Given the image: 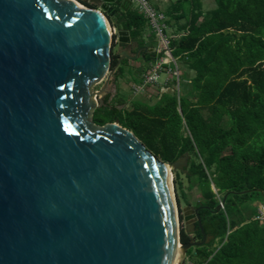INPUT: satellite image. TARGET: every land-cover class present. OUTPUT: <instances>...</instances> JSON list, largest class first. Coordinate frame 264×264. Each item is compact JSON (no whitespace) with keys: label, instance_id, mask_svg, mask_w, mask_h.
I'll return each mask as SVG.
<instances>
[{"label":"water","instance_id":"obj_1","mask_svg":"<svg viewBox=\"0 0 264 264\" xmlns=\"http://www.w3.org/2000/svg\"><path fill=\"white\" fill-rule=\"evenodd\" d=\"M93 1L104 11L0 0V264H182L213 239L188 206L186 231L199 222L204 238L181 242L172 173L186 155L164 162L118 122H94L122 61L157 48L135 52L118 28L112 68L106 13L132 2Z\"/></svg>","mask_w":264,"mask_h":264},{"label":"trees","instance_id":"obj_2","mask_svg":"<svg viewBox=\"0 0 264 264\" xmlns=\"http://www.w3.org/2000/svg\"><path fill=\"white\" fill-rule=\"evenodd\" d=\"M204 3L171 0L165 9L173 28V55L183 71L193 72L183 80L189 84L183 89L181 79L178 91L173 80L169 87L174 90L161 92L155 103L126 98L119 89L104 97L93 119L133 131L164 162L192 157L186 175L200 186L203 199L196 208L205 233L213 236L188 250L193 264H264V220L256 219L255 207L264 204V0H214L210 9ZM106 14L113 26L148 47L143 36L149 24L142 13L130 7L117 20ZM154 57L146 52L144 58ZM118 60L112 52V68ZM128 60L117 69L116 80ZM177 202L181 242L187 243L193 236L183 223L179 195ZM194 236L204 238L199 222Z\"/></svg>","mask_w":264,"mask_h":264},{"label":"rangeland","instance_id":"obj_3","mask_svg":"<svg viewBox=\"0 0 264 264\" xmlns=\"http://www.w3.org/2000/svg\"><path fill=\"white\" fill-rule=\"evenodd\" d=\"M77 1H79L85 7H89L87 3H84V0H77ZM87 1L91 3L94 2L93 0H87ZM151 2L153 4L159 5L160 7L158 8L165 11L166 6L169 5L171 0H155V1L151 0ZM204 2H205L204 3L205 9H210L215 6L214 0H204ZM96 5H98V9L104 11L102 9L101 3H97ZM115 8H119L118 4H115ZM131 8L134 10H139L138 2L134 1V3L131 5ZM122 14H123V9L120 8L119 14L114 16V18L112 19L117 20ZM167 19L169 20V18ZM109 26L112 28L113 32H114V28H116L117 30V32L113 34V52L117 53L118 48H119L118 46L119 44L118 28L119 27L113 26L110 20H109ZM143 37H144L146 46H149V45L158 46L159 36L156 32H154L152 27L149 26L146 29ZM128 59L129 60L126 65L122 64V66L125 67L123 76H121L118 80H116V77L114 76V78L112 79L111 85L108 88L109 89L108 92H112L113 95H116L118 93V90L120 89L121 90L120 95H123L126 98H142L144 100L149 101L150 103H155L159 99V96L162 92V86L164 85L158 84L152 87H147L144 90V92L137 94V95L134 93V90H133V86L141 82L143 73L147 72L150 69L149 63L151 62H149L148 60H145L143 56H140L137 59H132V58L131 59L128 58ZM167 67H173V64L168 65ZM184 68L185 67L184 66L182 67L180 64L182 81L184 80V78L189 80V78H191V76L193 75V72L187 69L183 71ZM167 78H170L169 85L173 83V80H175V77L173 74H167V72L165 71L161 74V81L164 82V80H166ZM103 84L104 82L95 85L94 90L100 89L103 86ZM182 84H183L182 87L184 89V86L189 84V82L183 81ZM205 114L207 115L208 112L205 111ZM191 159L192 157L189 154H186V156L184 157L182 168L173 170L175 193H176V197L179 195V197L181 198V207L183 208V210L185 207H188V206L191 207L192 209H195L197 203L203 199L201 189H200L198 182L195 181V179H190L186 175L187 173H189ZM176 173H178V176H179L178 179H176ZM255 207L264 208V204H261L260 202H256ZM183 214L185 215V212H183ZM187 214H190V211H188ZM183 223L186 225L185 219ZM190 229H191L190 234L195 239L194 231L196 229L194 230L192 226H190ZM182 264H193V263L190 260L189 256H186V259H184Z\"/></svg>","mask_w":264,"mask_h":264},{"label":"built area","instance_id":"obj_4","mask_svg":"<svg viewBox=\"0 0 264 264\" xmlns=\"http://www.w3.org/2000/svg\"><path fill=\"white\" fill-rule=\"evenodd\" d=\"M134 3L137 1L139 4V12L142 13L145 18L148 20V24L154 32L159 36L158 46H156V59L154 62H151L150 69L142 76L140 83L133 86L134 93L140 94L144 92L147 87H152L158 84L168 85L170 83V78L161 81V74L167 72V74H173L177 80V90L180 91V80H181V71L180 63L178 59L173 55L172 48V35L169 34L170 26L168 24V17L164 10L157 8L151 0H129ZM100 10V9H99ZM117 32L114 28V32ZM173 64V67H167L168 65ZM222 207L224 208L223 201L221 202ZM256 219L263 221L264 220V208L258 207V213Z\"/></svg>","mask_w":264,"mask_h":264},{"label":"crops","instance_id":"obj_5","mask_svg":"<svg viewBox=\"0 0 264 264\" xmlns=\"http://www.w3.org/2000/svg\"><path fill=\"white\" fill-rule=\"evenodd\" d=\"M153 1H155V0H153ZM159 6V5H158ZM168 6V5H167ZM167 6H166V8H167ZM160 7V6H159ZM172 31H173V28L172 27H170V31H169V34L170 35H172V38H174V36H173V34H172ZM149 46H151V45H149ZM156 54H155V59H156ZM155 61V60H154ZM154 61H149V62H154ZM150 65H151V63H149V67H150ZM146 73V72H145ZM145 73H143V75L145 74ZM170 90H172V89H170V87H169V84L168 85H164V86H162V92H167V91H170Z\"/></svg>","mask_w":264,"mask_h":264},{"label":"flooded vegetation","instance_id":"obj_6","mask_svg":"<svg viewBox=\"0 0 264 264\" xmlns=\"http://www.w3.org/2000/svg\"><path fill=\"white\" fill-rule=\"evenodd\" d=\"M119 1H121V0H119ZM92 3H94V2H92ZM94 4H97V3H94ZM118 6H119V8H120V3H118ZM132 41H133V42H136V40H134V39H132ZM120 45H122V44L119 43L118 46H120ZM123 46L126 47L127 44H123ZM136 46H137V45H136ZM139 48H144V47L139 46V47L135 50V52H137V50H138ZM142 52H144V51H142ZM109 93H112V92H108L107 94H109ZM107 94H106V95H107ZM112 94H113V93H112ZM106 95H105V96H106Z\"/></svg>","mask_w":264,"mask_h":264},{"label":"bare ground","instance_id":"obj_7","mask_svg":"<svg viewBox=\"0 0 264 264\" xmlns=\"http://www.w3.org/2000/svg\"><path fill=\"white\" fill-rule=\"evenodd\" d=\"M77 2H78V4H79V6H81V7H85V6H83L79 1H77ZM110 28H111V27H110ZM172 178H174L173 173H172ZM178 262H179V258H176L174 264H178Z\"/></svg>","mask_w":264,"mask_h":264}]
</instances>
